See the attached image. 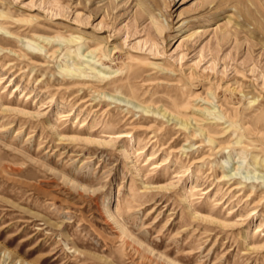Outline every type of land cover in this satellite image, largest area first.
Here are the masks:
<instances>
[{"label": "rangeland", "instance_id": "374dc122", "mask_svg": "<svg viewBox=\"0 0 264 264\" xmlns=\"http://www.w3.org/2000/svg\"><path fill=\"white\" fill-rule=\"evenodd\" d=\"M0 264H264V0H0Z\"/></svg>", "mask_w": 264, "mask_h": 264}, {"label": "bare ground", "instance_id": "6f19581e", "mask_svg": "<svg viewBox=\"0 0 264 264\" xmlns=\"http://www.w3.org/2000/svg\"><path fill=\"white\" fill-rule=\"evenodd\" d=\"M154 47H155V46H154ZM154 47H153V48H154ZM150 51H151V50H150ZM66 68H69V67H66ZM208 109H209V108H208ZM124 136H125V135H124Z\"/></svg>", "mask_w": 264, "mask_h": 264}]
</instances>
